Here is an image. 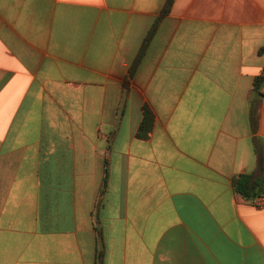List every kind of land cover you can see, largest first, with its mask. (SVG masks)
I'll return each instance as SVG.
<instances>
[{
	"label": "crops",
	"instance_id": "obj_1",
	"mask_svg": "<svg viewBox=\"0 0 264 264\" xmlns=\"http://www.w3.org/2000/svg\"><path fill=\"white\" fill-rule=\"evenodd\" d=\"M166 2L0 0V264H264V0Z\"/></svg>",
	"mask_w": 264,
	"mask_h": 264
},
{
	"label": "trees",
	"instance_id": "obj_2",
	"mask_svg": "<svg viewBox=\"0 0 264 264\" xmlns=\"http://www.w3.org/2000/svg\"><path fill=\"white\" fill-rule=\"evenodd\" d=\"M172 1L173 0H167L165 7L161 11V16H163L164 14H166L168 12V8H170ZM155 29H156V23L152 27V29L150 30L149 34H147V36L144 38L141 49L138 53V56L133 61L132 65L129 69L130 75L133 74V71L138 64V60H140V58L143 54V51H144L145 47L147 46V43L150 40L151 35L154 33ZM263 82H264V72H262L259 76H257L255 78L254 84H253L254 92L260 94V89L262 88ZM152 126H153L152 111L147 106L144 105L143 106L142 119L140 121V124L138 126V130H137V136L140 138H144V140L147 139L151 133ZM233 186H234L235 190L242 197H245L249 200L255 198V196L257 195V192L255 191L256 188H258L259 186L261 187V185L255 183V182H252L251 177L247 174H239V175L235 176L233 178Z\"/></svg>",
	"mask_w": 264,
	"mask_h": 264
},
{
	"label": "built area",
	"instance_id": "obj_3",
	"mask_svg": "<svg viewBox=\"0 0 264 264\" xmlns=\"http://www.w3.org/2000/svg\"><path fill=\"white\" fill-rule=\"evenodd\" d=\"M253 203L256 207L264 208V193L258 199H255Z\"/></svg>",
	"mask_w": 264,
	"mask_h": 264
}]
</instances>
